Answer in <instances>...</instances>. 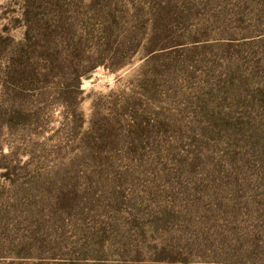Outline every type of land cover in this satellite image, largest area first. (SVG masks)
I'll return each instance as SVG.
<instances>
[{
  "label": "rangeland",
  "instance_id": "1",
  "mask_svg": "<svg viewBox=\"0 0 264 264\" xmlns=\"http://www.w3.org/2000/svg\"><path fill=\"white\" fill-rule=\"evenodd\" d=\"M0 264H264V0H0Z\"/></svg>",
  "mask_w": 264,
  "mask_h": 264
},
{
  "label": "trees",
  "instance_id": "2",
  "mask_svg": "<svg viewBox=\"0 0 264 264\" xmlns=\"http://www.w3.org/2000/svg\"><path fill=\"white\" fill-rule=\"evenodd\" d=\"M78 88H80V86H81V82H80V80L77 82V85H76Z\"/></svg>",
  "mask_w": 264,
  "mask_h": 264
},
{
  "label": "water",
  "instance_id": "3",
  "mask_svg": "<svg viewBox=\"0 0 264 264\" xmlns=\"http://www.w3.org/2000/svg\"><path fill=\"white\" fill-rule=\"evenodd\" d=\"M91 78H92V76H89V77H88V79H91Z\"/></svg>",
  "mask_w": 264,
  "mask_h": 264
}]
</instances>
